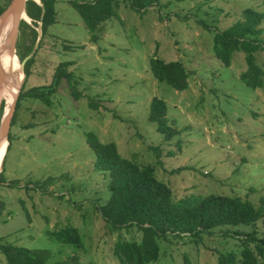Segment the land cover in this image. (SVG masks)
<instances>
[{
	"label": "rangeland",
	"instance_id": "obj_1",
	"mask_svg": "<svg viewBox=\"0 0 264 264\" xmlns=\"http://www.w3.org/2000/svg\"><path fill=\"white\" fill-rule=\"evenodd\" d=\"M94 1L56 0L55 22L26 68L25 90L51 84L62 63H69L74 81L70 87L62 78L49 106L20 102L0 177V243L45 250L46 264H118L115 241L140 240L136 228L114 230L101 217L108 177L94 168L88 133L114 143L125 159L153 165L174 200L239 197L264 212V21L256 40L261 50L253 54L261 86L242 80L243 51H234L226 65L213 48L214 35L240 21L243 10L264 14V0H114L116 17L101 22L96 39L72 6ZM155 58L181 63L186 89L155 80L149 69ZM20 63L16 55V71ZM8 92L1 83L0 121ZM153 98L167 105L169 140L148 119ZM67 228L77 230L80 246L56 239ZM251 230L263 238L264 217L197 238H159V256L147 264H217L228 253L239 262L240 238Z\"/></svg>",
	"mask_w": 264,
	"mask_h": 264
},
{
	"label": "trees",
	"instance_id": "obj_2",
	"mask_svg": "<svg viewBox=\"0 0 264 264\" xmlns=\"http://www.w3.org/2000/svg\"><path fill=\"white\" fill-rule=\"evenodd\" d=\"M10 1L0 0V15ZM55 1L41 0L42 6L32 0L25 3V13L30 19L31 25L24 21L19 24L16 55L21 62L31 54L34 48L37 39L36 29L39 23L42 35L36 51L24 65L25 79L10 128L14 124L20 102L23 99H37L49 106L50 97L55 93V88L60 84L62 78L66 79L70 87L73 86V75L66 71V65L69 63H62L54 72L51 84L25 90L28 78L26 68L34 60L48 28L55 22ZM135 1L139 4L152 5L155 0ZM113 2L114 0H95L92 4L72 3L73 8L78 11L91 33V37L96 39L94 33L101 22L116 17L112 7ZM263 21L264 14L252 9H245L240 21L234 23L230 28L216 33L213 37L215 56L226 65L230 63L231 54L234 51L244 52L247 70L241 75V78L252 88L261 86L258 79L261 71L255 64L253 54L261 50L256 40L262 31ZM149 69L158 82L166 83L176 91L186 89L188 72L178 61L164 62L155 58L149 62ZM72 94L77 98L76 92H72ZM2 102H0V106ZM90 105L96 107L92 103ZM148 119L156 124L157 132L163 134L166 140L173 137L174 130L167 125V105L163 100L152 99ZM9 139L10 132L0 177L10 147ZM86 144L94 151V168L108 177L110 197L103 206L99 207L101 217L114 230L136 228L141 232L139 241H115L112 254L118 264H147L155 261L159 256L157 245L159 238L165 239L169 236L197 238L201 234L210 233L220 227L252 226L264 217L262 209L254 208L250 202L239 197L186 196L174 200L170 188L156 178L153 165L141 166L123 158L114 143L102 144L91 133L86 134ZM157 149L154 148L155 151ZM157 162H159V158H157ZM236 233L239 236L240 232ZM56 239L63 244H73L76 247L81 245L79 234L75 228L59 231ZM240 239L243 247L240 261L237 262L236 254H219L217 264H264V237L259 238L256 231L251 230ZM0 252L5 264H46L48 256L45 250H30L2 243H0Z\"/></svg>",
	"mask_w": 264,
	"mask_h": 264
},
{
	"label": "water",
	"instance_id": "obj_3",
	"mask_svg": "<svg viewBox=\"0 0 264 264\" xmlns=\"http://www.w3.org/2000/svg\"><path fill=\"white\" fill-rule=\"evenodd\" d=\"M26 1H28V0H11L9 5L7 6V8L0 15V20L3 17L7 21H10L12 24L11 31H10L9 35L7 36L6 40L3 42V45L7 46L8 50L10 52H12L14 56H16L15 52H16V42H17V38H18L19 24L21 21H24L27 24H30V22H31L25 13ZM32 1H35L36 3H38L42 6L41 0H32ZM24 17L28 18L29 21H26ZM40 25L41 24L39 23L38 27L36 29L37 39H36V42H35V45H34V48L31 52V54L28 55L27 57H25L24 60L20 63L22 71H23V68H24L26 61L30 57H32L33 53L36 51V49L39 45V42L41 40L42 34H41ZM6 80H7V76L4 74L3 66H2L1 61H0V84L1 83L3 84ZM23 82H24V80H23ZM22 85H23V83L16 86V91L14 93L13 100H12L8 110L5 113H3L2 119L0 121V143L3 139H6L7 140V147L9 144L8 143V134L10 131L11 121H12L13 115L15 113V107H16V103L18 100V96L21 92ZM6 150H7V148H6ZM5 153H6V151H5Z\"/></svg>",
	"mask_w": 264,
	"mask_h": 264
},
{
	"label": "bare ground",
	"instance_id": "obj_4",
	"mask_svg": "<svg viewBox=\"0 0 264 264\" xmlns=\"http://www.w3.org/2000/svg\"><path fill=\"white\" fill-rule=\"evenodd\" d=\"M24 18L26 21H29L28 18L26 17ZM11 27H12L11 22L7 21L2 17L0 20V61L3 66L4 74L7 76V80L3 84H5V86L8 87L9 90L7 97L9 106L13 100V96L16 91V86L23 83V79H24L23 71L21 69L16 71L12 65L15 56L13 55L12 52L8 50L7 46L3 45V42L6 40L7 36L11 31ZM6 148H7V140L3 139L0 143V172L2 169V163L4 160Z\"/></svg>",
	"mask_w": 264,
	"mask_h": 264
}]
</instances>
